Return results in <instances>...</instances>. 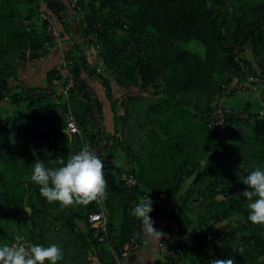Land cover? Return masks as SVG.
I'll use <instances>...</instances> for the list:
<instances>
[{
	"label": "trees",
	"instance_id": "1",
	"mask_svg": "<svg viewBox=\"0 0 264 264\" xmlns=\"http://www.w3.org/2000/svg\"><path fill=\"white\" fill-rule=\"evenodd\" d=\"M78 3L81 10L73 13L68 0H0V245L26 235L32 244L60 246L58 264H114L111 245L129 247L138 221L130 213L149 195L151 218L165 198L171 201L167 227L180 205L184 264H207L208 257L264 264V225L247 219L249 201L241 195L250 190L241 180L256 168L264 170V81L248 82L246 92L256 91L261 99L257 110L247 113L228 103L241 93L235 89L226 95L236 111L226 113L224 133L212 129L207 116L225 83L264 75V0ZM44 10L57 16L62 42L71 39L70 46L50 34ZM56 45L60 62L62 49L67 51L78 82L68 94L57 64L40 81L21 72L27 64L40 68ZM90 53L98 59L90 62ZM86 75L105 85L113 129L100 89ZM113 81L127 88L125 95L114 97ZM87 87L96 88L102 100L112 140L101 157L107 198L61 208L47 203L30 177L36 162L55 168L60 158L80 151V135L67 129L66 112L72 109L81 131L91 133L95 122L79 94L83 89L87 95ZM41 138L55 149L52 156L38 143ZM119 152L124 163L112 160ZM123 171L136 183H126ZM101 209L107 217L104 239L89 220L91 211Z\"/></svg>",
	"mask_w": 264,
	"mask_h": 264
},
{
	"label": "clouds",
	"instance_id": "2",
	"mask_svg": "<svg viewBox=\"0 0 264 264\" xmlns=\"http://www.w3.org/2000/svg\"><path fill=\"white\" fill-rule=\"evenodd\" d=\"M264 118V113H260ZM58 167L47 168L36 162L30 177L39 185L40 194L47 203L58 202L61 208L77 205L87 206L107 198L108 180L105 178L104 161L87 146L67 160L60 158ZM250 190L241 195L249 203L247 219L255 225H264V170L256 168L242 180ZM153 201L149 195L142 197L132 209L131 215L141 221L145 235L149 238L162 237L149 215L153 211ZM63 259L61 247L53 243L49 246L23 243L0 245V264H58ZM211 264H235L233 259H214Z\"/></svg>",
	"mask_w": 264,
	"mask_h": 264
},
{
	"label": "built area",
	"instance_id": "3",
	"mask_svg": "<svg viewBox=\"0 0 264 264\" xmlns=\"http://www.w3.org/2000/svg\"><path fill=\"white\" fill-rule=\"evenodd\" d=\"M69 2V11L76 13L78 10H81V5L78 3V0H68ZM66 10L62 9L59 13L63 14ZM43 15L49 19L48 23V30L51 35L55 36L59 45L62 46V35L61 30L57 26L55 22L56 15H53L46 10L43 11ZM92 36L85 37L86 41L89 42ZM48 47V45H45ZM40 58H43V56H40ZM101 60V64H102ZM56 68L60 72H64V80L65 85L63 88V91L68 94L69 89L76 88L78 85V82L75 78V73L73 70V67L70 63V60L67 57V51L65 48L62 49V59L61 62L56 65ZM248 81H239V78H234L231 82L225 83L223 89L221 92H217L215 94V97L218 98V104L216 105L215 109L210 111V113L207 115L209 119V125L211 128H216L220 131V133H224V131L228 127V122L226 121V113L229 112H235L236 110L227 104L224 99L226 98V95L232 91L236 90L239 92H246L248 87L249 81H264V75L260 74H252L250 73L248 75ZM57 80V78H55ZM101 82V81H100ZM101 85L103 83L101 82ZM105 85H103V88ZM98 90V87H96ZM96 88L90 89L89 87L86 88L87 95H83V89L79 91V94H81L82 97L89 103V109H90V115L93 117V120L95 122V125L92 128V131L90 134H84L81 131V128L79 126L78 119L76 117V114L73 112L72 109H69L66 112V125L67 129L71 133H78L80 135V150L87 146L90 150H92L99 158H101L104 155H107L110 151L112 140L109 136V133L106 129V126L104 124L103 120V114L101 111V103L102 100L98 97L99 94L96 92ZM263 95H261L262 97ZM261 112L264 111V108L260 109ZM38 143L41 145L43 151L48 155L52 156L55 153V149L49 144L48 140L46 138H41L38 140ZM51 168V167H49ZM121 178L126 181L128 184H134L136 183V179L133 176L132 173H129L127 171H123L121 173ZM135 199L132 200V203H135ZM100 203V202H99ZM181 211L180 205H177L174 208L173 216L171 217V221L167 227L166 233L160 238L158 242L159 252H160V261L162 264H184L183 263V257L182 255H185V248L178 245V242H180V235H181V221L179 218V213ZM89 220L93 225H96L99 227V230L101 232V239H104L108 236V228H107V217L105 215V212L103 209L98 211H91L89 213ZM141 221H137V223L134 225L133 228V235L131 238V241L129 243V247L127 248H119L115 246L114 244L111 245V250L113 253V259L114 264H124V260L130 250L136 246L139 245V238L142 235L143 231L141 228ZM208 237L210 238L211 235L209 234ZM217 241L219 240L218 237L215 238ZM220 241V240H219ZM23 243L25 246L32 245V243L29 241L28 237L26 235H20L18 238L14 241L13 244ZM204 245V248L208 247L209 245ZM194 258V257H193ZM172 259V261H170ZM214 260L213 257L207 258V264H211V261ZM173 261L175 263H173Z\"/></svg>",
	"mask_w": 264,
	"mask_h": 264
},
{
	"label": "crops",
	"instance_id": "4",
	"mask_svg": "<svg viewBox=\"0 0 264 264\" xmlns=\"http://www.w3.org/2000/svg\"><path fill=\"white\" fill-rule=\"evenodd\" d=\"M71 43H72L71 39L65 40L63 45H65V46L69 45L70 46ZM89 55H90L89 56L90 62H94L98 59L96 53H90ZM60 58H61V47L58 45L53 46L52 50L47 55L45 61L43 62L42 66L40 68L36 69V68L31 67L30 64H27L26 66H23L24 68H21V72H23L24 76H26V77L31 76V74H34L37 76L38 81H40L42 79V77L44 76L43 72L48 70L50 67L54 66V64H58L60 62ZM86 77H87V79L90 80V82L93 85L99 87L100 92L104 98V108H105V112H106V120L108 122L109 128L113 129L114 112L112 109L111 99L107 96L106 91H104L101 88V82L98 78H96V76L86 75ZM122 87H124V86H120L118 83L113 81V95H114V97H118V96L122 95V93H119L121 91ZM126 90H127V88H126ZM241 93H247V92H241ZM229 103H231V102L229 101ZM232 105L234 106L235 104H232ZM238 109H241L247 113H248V111H254L251 109H243L241 107H238ZM257 109L258 108H256L255 110H257ZM112 160L114 163H116V162L117 163H124L125 162L124 161L125 158H124L123 154H121L120 152L115 153L112 157ZM160 205L161 206H160L159 212L157 213V215L155 217L152 218V220L154 221L153 226L157 230H159L165 234L166 230H167V220H168V216H169V210L171 207V201H169L168 199L165 198L160 203ZM159 239H160V237H156V238L147 237L145 235V231L143 228V235H142L140 244L130 250V252L128 253V255L126 256V258L124 260V264H162V262L160 261V252H159V247H158Z\"/></svg>",
	"mask_w": 264,
	"mask_h": 264
},
{
	"label": "rangeland",
	"instance_id": "5",
	"mask_svg": "<svg viewBox=\"0 0 264 264\" xmlns=\"http://www.w3.org/2000/svg\"><path fill=\"white\" fill-rule=\"evenodd\" d=\"M199 48H201L202 51L204 50L203 46L199 45ZM126 91H127L126 88L122 87L119 93L125 95ZM227 101L228 103L230 101L232 104H235L234 106H236L237 108L241 107L243 109H251V110L260 108L261 105V99L259 98V94L256 91L249 93H240L237 95L234 94L231 97H229ZM168 220H169V216H168Z\"/></svg>",
	"mask_w": 264,
	"mask_h": 264
}]
</instances>
